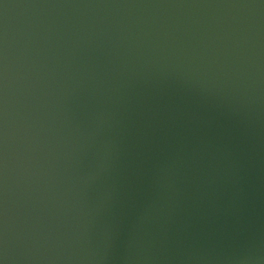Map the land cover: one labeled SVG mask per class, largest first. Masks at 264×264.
Instances as JSON below:
<instances>
[{"label": "water", "instance_id": "obj_1", "mask_svg": "<svg viewBox=\"0 0 264 264\" xmlns=\"http://www.w3.org/2000/svg\"><path fill=\"white\" fill-rule=\"evenodd\" d=\"M0 264H264V0H0Z\"/></svg>", "mask_w": 264, "mask_h": 264}]
</instances>
